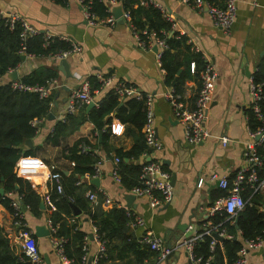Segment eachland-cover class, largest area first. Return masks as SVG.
I'll return each instance as SVG.
<instances>
[{
	"label": "crops",
	"instance_id": "crops-1",
	"mask_svg": "<svg viewBox=\"0 0 264 264\" xmlns=\"http://www.w3.org/2000/svg\"><path fill=\"white\" fill-rule=\"evenodd\" d=\"M155 1L173 15L174 30L180 35H186L188 44L197 46L205 62L212 61L216 67L217 80L205 122L207 135L197 144H192L186 139L174 106L166 97L171 85L166 83L165 71L157 59L160 46L149 39L145 41L147 47H142L134 35L135 28L131 20H125L122 15L123 20L116 19L113 24H91L86 18L81 0H0V8L6 13L17 12L41 33L48 32L68 41L71 47L73 42L82 47L80 53H70L65 57L68 59L72 75L60 68L59 62L62 58L22 54L18 66L0 77V84H3L13 81L9 75L15 70L18 71L17 80H20L36 69L46 68L54 70L57 73L54 77L59 81L50 95L52 101L48 117L38 119L36 123L37 134L30 138L32 145L26 143L27 139L21 145L22 156L24 152L34 149L36 154L33 156L42 160V166L24 171L17 168L19 160L15 166L17 175L28 179L41 195V201H44V207H41L40 202L41 212L35 214L30 205L21 200L23 221L33 233L35 227L41 224L50 229V214L56 209L51 199L55 182L50 177V165L55 164L63 174L71 175L75 163L64 156V149L82 138H87L94 145L101 162L97 176H79L81 183L76 181V185H79L77 192L89 198L91 191L102 190L104 194L99 193L95 203L101 202L105 210L116 203L117 206L125 207L128 214L130 210H134L144 219V224L140 226L132 227L129 223L134 237H141L147 231L152 232L161 235L165 244L170 247L205 229L210 208L218 199L215 197L223 190L217 181L211 179L212 173L226 176L231 183L237 171L244 165L243 151L245 143L249 140V79L260 63L264 62V0H238V13L230 32L216 25L205 9H195L181 0ZM117 6L122 5H111L110 0L107 16L114 15L113 9ZM96 17L103 19L97 15ZM186 51L185 48L181 49V58H184ZM182 70L183 68L177 75ZM191 70L194 71L192 64ZM98 74L112 75L117 81L132 84L141 92L154 95L155 124L163 147L153 153V156L159 158L163 167L170 173L173 196L169 201L159 206H151L148 196L123 190L120 181L115 178L113 171L116 167L117 150H129L136 141L134 129L130 124L123 123L116 117L111 118V136L107 150L100 146L101 135L96 136L95 126L90 121H85L73 133L58 136L54 140L56 124L66 121L69 115H72L68 114L66 109L70 91L81 86L85 80L91 83L90 79H96ZM199 85L196 78L188 79L182 84L181 94L188 104L193 105ZM91 89L97 101L109 91L105 87L101 89V86L93 88L92 83ZM50 113L53 114L52 117L49 116ZM118 128H122V131L118 132ZM223 135L230 138L226 146L220 142ZM94 177L100 178V186L92 183ZM127 194L136 196L132 207L127 206ZM15 195L21 196L17 193ZM104 195L112 199L111 205L105 204ZM77 209L80 214L75 215L73 211V216L67 219L77 222L87 231V248L92 257L98 251L96 228L85 210L79 206ZM14 221L13 212L0 202V230L7 236L12 250L18 255L23 253V237L20 227ZM36 237L44 264H64L56 250L52 233L46 237ZM113 243L119 245L107 253L105 264H126L131 257L127 252H123L119 239H115ZM146 264L195 263L190 260L187 249L178 246L166 258L159 259L155 254L146 260ZM247 264H264V238L260 247L249 251Z\"/></svg>",
	"mask_w": 264,
	"mask_h": 264
},
{
	"label": "trees",
	"instance_id": "trees-1",
	"mask_svg": "<svg viewBox=\"0 0 264 264\" xmlns=\"http://www.w3.org/2000/svg\"><path fill=\"white\" fill-rule=\"evenodd\" d=\"M109 1L84 0L99 18L108 15ZM117 1L122 5L124 11L130 12L133 27L139 32L142 39L148 41L149 35L154 32L166 40L168 45L163 50L161 57L166 83L180 94L183 91L182 84L186 80L196 78L200 84V75L206 64L202 53L192 43L188 44L186 35H180L174 30L173 22L163 15L161 9L155 5H141L139 0ZM205 1L219 6L224 4V0ZM44 36V33H38L23 42L20 37V26L17 25L11 29L6 24L0 25V77L18 66L22 54L55 56L71 48L68 41L58 37H53L48 44H45ZM23 46L25 47L24 53L22 52ZM182 48L187 50L184 58L180 56ZM192 62H195L194 71L191 70ZM181 68H183L182 72L177 75ZM56 74L54 70L42 68L34 70L20 80L26 83L43 84ZM253 76L257 82L263 83L264 86V62L260 63ZM90 80L93 88H100L97 78ZM51 101L52 96L42 98L36 92L14 89L11 81L0 84V187H4L5 190L4 194L0 193V202L12 212V200L7 195L11 191L21 195L20 200L29 204L32 212L35 214L41 212V195L28 179L17 175L15 166L23 154L21 145L26 139L33 138L37 134L38 125H34V120L48 117L51 111ZM261 106L264 111V101ZM146 108L144 97L131 96L121 99L120 95L111 89L88 112L84 107L77 114L69 115L66 121H59L55 127L54 140L58 136L73 133L85 121H90L95 126L96 136L101 135L100 146L107 150L111 136V118L116 117L121 122L130 124L134 129L136 141L129 150H117L116 157H119L120 161L116 162V172L122 189L131 192L135 186L141 184L142 168L148 161L147 155L150 152L143 133ZM248 125L253 130H257L262 125L251 109L248 112ZM84 142L91 144L87 138H82L71 147L64 149V156L74 161L75 164L71 175L63 174V192L57 191L55 184L51 193V199L56 209L51 212L50 219L53 225L57 226L52 235L64 239L62 242L64 254L72 260L71 264H81L87 247V231L82 229L77 222H70L67 219L73 216L74 206H79L90 216L97 228L99 238L106 243V251L97 264H105L107 253L119 245L113 243L115 239L121 241L123 252H127L131 257L126 264H146V260L158 253L152 250L148 244L140 242L139 237L136 238L132 235L129 226L132 218L127 213V209L114 203L111 208L105 210L101 202H92L88 197L77 192L79 185H76V181H80L79 176L94 175L95 164L100 160L97 154L81 151L79 145ZM92 146L94 147V145ZM260 151L264 153V145L260 147ZM35 154L34 149L24 152V155ZM22 170L27 171L26 169ZM259 174L261 177L264 176V167L259 171ZM224 194L226 191L221 190L215 198ZM242 195L248 199V202L234 221L228 219L225 211H218L211 217L213 223L218 225L219 229H226L231 237L220 236L222 239H218L213 250L211 249L212 235L204 234L195 242L194 253L201 258L199 264H205L209 257H211L210 264H226L238 257V252L245 239L264 238V192L255 191L246 185ZM0 264H33L24 253L18 255L14 253L9 239L2 234L1 230Z\"/></svg>",
	"mask_w": 264,
	"mask_h": 264
},
{
	"label": "built area",
	"instance_id": "built-area-1",
	"mask_svg": "<svg viewBox=\"0 0 264 264\" xmlns=\"http://www.w3.org/2000/svg\"><path fill=\"white\" fill-rule=\"evenodd\" d=\"M85 11L86 18L91 24L105 23L113 24L116 20L114 15H109L103 19H97L96 14L91 10V6L81 0ZM183 3L189 4L195 9L206 10L212 16L216 25L222 27L226 32H230L234 21L238 13V0H224L222 6L210 4L205 0H181ZM141 5H155L163 12V15L171 22L175 24V19L173 15L165 9L162 5L157 3L155 0H139ZM118 4L117 0H111V5ZM123 18L125 20H131V15L129 11L123 12ZM6 24L11 29H14L17 25L20 26V37L23 42L26 41L28 37L34 36L41 33L36 29L28 20H26L22 15L17 12L6 13L0 8V25ZM145 33L147 31H144ZM45 37V44H48L53 37L48 32H43ZM134 35L136 36L138 43L142 47H147L146 42L139 35V32L134 29ZM150 41H155L157 45L160 46V50L157 52V59L161 65V57L163 50L167 47V43L164 38L156 35V33H151L149 35ZM24 46L22 52L24 53ZM196 49H200L196 46ZM82 47L76 43H72V47L69 50H65L61 53L55 55L56 58H65L70 53H80ZM192 68H195V62H192ZM98 82H100L101 89L108 88L113 89L120 95V98H128L131 96L144 97L146 103V116L143 125L144 138L146 144L150 149L147 157L150 159L143 165L141 173V184L135 186L132 189V193L135 195H146L150 198L151 206H159L164 202L169 201L173 196V186L170 180V173L163 167L162 162L159 158L153 156V153L159 151L163 147L162 140L160 139L156 124H155V113L153 109V97L152 93H143L136 86L126 83L124 81H117L112 75H101L97 76ZM217 80V73L215 64L212 61H206L205 68L200 75V85L197 91L193 105L187 103L183 99V95L176 92L173 87L170 91L166 93V97L172 102L176 115L183 125L184 133L186 139L192 143L197 144L202 142L207 131L205 129V122L207 119L208 107L211 102L212 92ZM59 81L57 77H50L45 83H26L21 80L11 81V85L14 89L25 90L36 92L40 97H49L53 89L58 86ZM249 90L251 96L250 109L253 110L254 114L261 121L262 125L257 129L253 130L248 125L249 140L245 143V148L243 151L244 155V165L237 171L233 181L230 183L229 178L226 176H220L218 173H212L211 179L218 182L220 188L226 191V194L220 196L215 200L214 204L211 206L203 232H200L192 237L180 240L177 245L170 247L165 244V240L161 235L154 234L152 232H145L139 241L148 244L152 250L158 253L159 259H164L170 254H172L174 248L178 246H184L187 249L190 260L199 264L201 258L196 256L194 253L195 242L202 237L204 234H209L213 236L211 241V249L213 250L217 244L218 236H228L226 229H219L218 225L213 223L211 217L218 211H225L228 215V219L232 221L235 220L237 214L242 211L248 200H244L242 197V190L245 186L253 188L255 191L259 190L264 192V176L261 177L259 171L264 167V153L260 151V147L264 145V111L262 110L261 103L264 101V86L263 83L257 82L253 75L249 79ZM95 102L98 104L95 98V93L91 89V83L89 80H85L81 86L72 89L69 93L67 100V113L74 114L80 109L86 107L89 103ZM38 119L34 120V125H37ZM230 138L227 135L221 136L220 142L222 145L226 146L229 143ZM79 148L84 153L96 154L95 147L91 144L81 143ZM120 158L116 157L115 162H119ZM100 160L95 164V174L97 176L100 172ZM42 160L33 155H24L20 157L17 168L18 169H38L42 166ZM113 174L117 180H119L118 174L116 172V167L114 168ZM50 177L56 184L57 191L63 192L64 190V178L63 173L57 167V165H50ZM80 181H78L79 183ZM202 184V180L199 182ZM99 193L104 194L102 190L91 191L88 195L92 202L98 199ZM11 198V206L13 208V217L15 219L14 223L20 227V234L23 237L22 242V252L30 259L33 264H44L42 254L39 251L38 244L34 233L26 227L23 221L24 213L21 206V196L18 197L13 191L8 193ZM104 201L106 205L112 204V199L109 196L104 195ZM132 221L130 224L132 227L140 226L144 224V219L134 210L129 211ZM50 233L55 232L57 226L53 225L52 221L49 220ZM96 228V227H95ZM216 233V234H215ZM96 235L98 241V251L94 256H90L88 248H85V253L82 258L81 264H88V260L91 258V264H97L98 260L104 255L106 251V243L102 241L97 233ZM87 239V238H86ZM63 238H58L53 236V242L56 246V250L60 255L64 264H71V260L67 258L64 254L62 242ZM263 237H256L251 239H245L244 244L238 252V257L226 264H247L248 263V253L252 249H257L262 245ZM211 257H209L205 264H210Z\"/></svg>",
	"mask_w": 264,
	"mask_h": 264
},
{
	"label": "water",
	"instance_id": "water-1",
	"mask_svg": "<svg viewBox=\"0 0 264 264\" xmlns=\"http://www.w3.org/2000/svg\"><path fill=\"white\" fill-rule=\"evenodd\" d=\"M113 12H114V16L116 17V19L118 20H123L122 19V15H123V8L122 6H117L113 9ZM60 68L62 70H64L65 72H67L68 75H72V72L70 70V67H69V62H68V59H62L60 62ZM9 77L12 79V80H17L18 79V71L15 70L13 72L10 73ZM96 103L93 101L91 103H89L86 107V110L89 111L90 109H92L93 107H95ZM50 117L53 116L52 113H50L49 115ZM26 143L29 144V145H32V140L29 138L26 140ZM150 157L147 158V160H149ZM173 180H174V177H173ZM92 183H94L96 186H100V178L99 177H94L92 179ZM0 193H4V189L3 188H0ZM135 195L134 194H127L125 196V199L127 200V206L128 207H132L133 205V201L135 199ZM41 207H44V201L42 200L41 201ZM80 211H78L77 207L74 206V213L75 215H78L80 214L79 213ZM35 235L36 236H39V237H46V236H49L50 235V229L44 225V224H41V225H37L35 227ZM218 239H222V237L216 235ZM88 264H91V258L88 260Z\"/></svg>",
	"mask_w": 264,
	"mask_h": 264
},
{
	"label": "clouds",
	"instance_id": "clouds-1",
	"mask_svg": "<svg viewBox=\"0 0 264 264\" xmlns=\"http://www.w3.org/2000/svg\"><path fill=\"white\" fill-rule=\"evenodd\" d=\"M117 131H118V132H119V131H122V128H118Z\"/></svg>",
	"mask_w": 264,
	"mask_h": 264
}]
</instances>
